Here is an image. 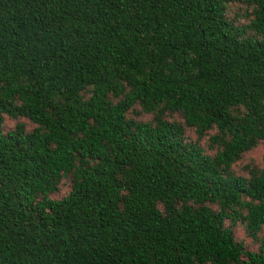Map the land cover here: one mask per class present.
Returning <instances> with one entry per match:
<instances>
[{"label": "trees", "instance_id": "16d2710c", "mask_svg": "<svg viewBox=\"0 0 264 264\" xmlns=\"http://www.w3.org/2000/svg\"><path fill=\"white\" fill-rule=\"evenodd\" d=\"M260 144L264 0H0V264H264Z\"/></svg>", "mask_w": 264, "mask_h": 264}, {"label": "rangeland", "instance_id": "374dc122", "mask_svg": "<svg viewBox=\"0 0 264 264\" xmlns=\"http://www.w3.org/2000/svg\"><path fill=\"white\" fill-rule=\"evenodd\" d=\"M230 15L233 20H236L240 24H245L247 22L246 18H244L243 16V11L241 8H239V6L236 5L232 6L230 8ZM147 118H148L147 116H141V119L147 120ZM175 118L178 117L176 116ZM17 122L24 123L28 131L36 127L32 122H30L27 119L13 120L11 118H6V121H4L3 124V128L5 129V132L13 130ZM187 136L192 141H195L197 139V136L195 135L194 131L191 129L187 131ZM201 144L207 149L209 154H213V151H211L207 146L206 139L203 140ZM263 166H264V145L260 144L257 148L246 153L243 159L234 166V170L238 175L249 176L247 171L248 167L262 168ZM69 191H70V181L64 180L60 186L59 192L53 195V198L60 199L63 196L67 195ZM237 237L239 240H244L246 244H248V246L251 247L252 249L258 248V245L255 242H253L251 238L246 237L242 226H239L237 228Z\"/></svg>", "mask_w": 264, "mask_h": 264}]
</instances>
